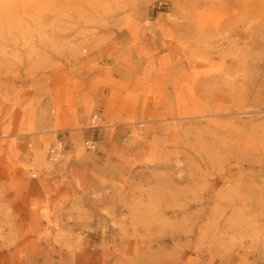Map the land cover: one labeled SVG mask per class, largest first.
Returning <instances> with one entry per match:
<instances>
[{"label": "rangeland", "instance_id": "obj_1", "mask_svg": "<svg viewBox=\"0 0 264 264\" xmlns=\"http://www.w3.org/2000/svg\"><path fill=\"white\" fill-rule=\"evenodd\" d=\"M0 264H264V0H0Z\"/></svg>", "mask_w": 264, "mask_h": 264}, {"label": "built area", "instance_id": "obj_2", "mask_svg": "<svg viewBox=\"0 0 264 264\" xmlns=\"http://www.w3.org/2000/svg\"><path fill=\"white\" fill-rule=\"evenodd\" d=\"M102 120H103L102 116L99 113L94 112L89 119V123L91 124V126H100L102 125L101 124ZM85 144L88 148L95 147L94 140H87ZM63 152H64V144L63 141L60 139H57L56 141L52 142L48 149L49 157L51 160L54 161L59 160L63 155Z\"/></svg>", "mask_w": 264, "mask_h": 264}, {"label": "bare ground", "instance_id": "obj_3", "mask_svg": "<svg viewBox=\"0 0 264 264\" xmlns=\"http://www.w3.org/2000/svg\"><path fill=\"white\" fill-rule=\"evenodd\" d=\"M39 159H40L41 163H42V162L44 163L45 159L43 158V156H40Z\"/></svg>", "mask_w": 264, "mask_h": 264}]
</instances>
